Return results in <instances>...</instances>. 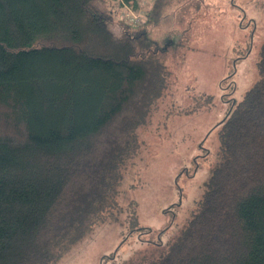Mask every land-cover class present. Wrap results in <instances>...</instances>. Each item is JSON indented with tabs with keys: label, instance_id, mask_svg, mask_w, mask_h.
<instances>
[{
	"label": "trees",
	"instance_id": "1",
	"mask_svg": "<svg viewBox=\"0 0 264 264\" xmlns=\"http://www.w3.org/2000/svg\"><path fill=\"white\" fill-rule=\"evenodd\" d=\"M170 1L154 0L141 25L156 26ZM120 7L140 0H0V264H49L117 203L166 77L148 30ZM258 68L221 121L188 223L124 264H264V43Z\"/></svg>",
	"mask_w": 264,
	"mask_h": 264
},
{
	"label": "rangeland",
	"instance_id": "2",
	"mask_svg": "<svg viewBox=\"0 0 264 264\" xmlns=\"http://www.w3.org/2000/svg\"><path fill=\"white\" fill-rule=\"evenodd\" d=\"M164 12L156 26H139L166 77L136 128L117 203L49 264H124L161 252L198 207L218 159L221 121L259 78L264 0H172Z\"/></svg>",
	"mask_w": 264,
	"mask_h": 264
},
{
	"label": "built area",
	"instance_id": "3",
	"mask_svg": "<svg viewBox=\"0 0 264 264\" xmlns=\"http://www.w3.org/2000/svg\"><path fill=\"white\" fill-rule=\"evenodd\" d=\"M125 17L127 22L131 26L137 27L145 22L147 18V13L146 10L143 8L138 10H133L130 7H128V10L125 12Z\"/></svg>",
	"mask_w": 264,
	"mask_h": 264
},
{
	"label": "crops",
	"instance_id": "4",
	"mask_svg": "<svg viewBox=\"0 0 264 264\" xmlns=\"http://www.w3.org/2000/svg\"><path fill=\"white\" fill-rule=\"evenodd\" d=\"M154 0H140V7L143 8V9H146L148 11V8L151 7L152 3H153ZM121 8V7H120ZM140 8V9H141ZM122 9V8H121ZM123 10V11H122ZM120 12L121 14L124 12V8L122 9Z\"/></svg>",
	"mask_w": 264,
	"mask_h": 264
},
{
	"label": "flooded vegetation",
	"instance_id": "5",
	"mask_svg": "<svg viewBox=\"0 0 264 264\" xmlns=\"http://www.w3.org/2000/svg\"><path fill=\"white\" fill-rule=\"evenodd\" d=\"M246 56V53L245 54H242V56L241 57H245Z\"/></svg>",
	"mask_w": 264,
	"mask_h": 264
}]
</instances>
